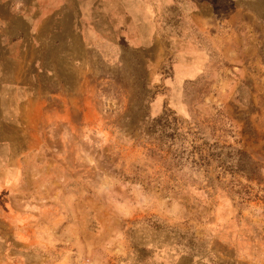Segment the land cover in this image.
<instances>
[{"label":"rangeland","instance_id":"rangeland-1","mask_svg":"<svg viewBox=\"0 0 264 264\" xmlns=\"http://www.w3.org/2000/svg\"><path fill=\"white\" fill-rule=\"evenodd\" d=\"M0 264H264V0H0Z\"/></svg>","mask_w":264,"mask_h":264}]
</instances>
